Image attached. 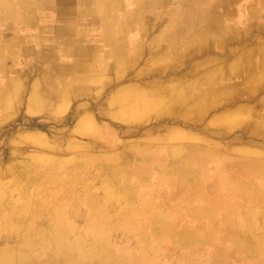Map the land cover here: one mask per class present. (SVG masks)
I'll use <instances>...</instances> for the list:
<instances>
[{
    "label": "rangeland",
    "instance_id": "obj_1",
    "mask_svg": "<svg viewBox=\"0 0 264 264\" xmlns=\"http://www.w3.org/2000/svg\"><path fill=\"white\" fill-rule=\"evenodd\" d=\"M145 4L150 20L170 17L157 31H179L169 38L185 68L161 76L163 63L152 60L160 49L147 52L126 72L136 81L95 102L92 134L72 127L74 115L44 130L19 126L14 118L1 125L0 247L7 239L14 246L20 236L13 222L1 220L12 204L24 210L30 237L56 228L69 246L64 254L81 264H264V50L258 47L264 46V0H133L130 7ZM196 46L204 53L188 65ZM201 60L213 62L201 71L235 73L218 78L228 77L219 85L227 90L204 93L197 106L204 86L194 67ZM252 67L261 77L244 83ZM177 77L184 80L181 89L186 85L184 96L193 98L188 112H178L169 95ZM63 118L43 117L41 124ZM247 184L258 187L253 192ZM239 207L255 219L258 239H249L258 240L257 252H247L238 236L245 226ZM32 246L40 256L43 247ZM48 250L43 258L52 262L56 248Z\"/></svg>",
    "mask_w": 264,
    "mask_h": 264
},
{
    "label": "crops",
    "instance_id": "obj_2",
    "mask_svg": "<svg viewBox=\"0 0 264 264\" xmlns=\"http://www.w3.org/2000/svg\"><path fill=\"white\" fill-rule=\"evenodd\" d=\"M132 3L0 0V126L14 118L19 126L44 130L54 124L42 126L43 116L65 117L55 121L59 126L76 113L72 127L94 133L95 102L117 85L136 81L126 76L134 66L118 64L117 52L124 51L126 60L140 54L143 62L147 52L168 50L166 37L179 35L175 29L172 34L157 31L170 17L150 20L148 4L139 10L130 7Z\"/></svg>",
    "mask_w": 264,
    "mask_h": 264
},
{
    "label": "bare ground",
    "instance_id": "obj_3",
    "mask_svg": "<svg viewBox=\"0 0 264 264\" xmlns=\"http://www.w3.org/2000/svg\"><path fill=\"white\" fill-rule=\"evenodd\" d=\"M125 2V1H123ZM165 4V3H164ZM144 9V8H143ZM144 12V11H143ZM121 17V16H120ZM115 20V18H114ZM238 23V22H237ZM158 23H156L157 25ZM122 31V29H121ZM119 37H121V34L119 35ZM196 36L194 35L193 38H195ZM167 40V43H171L172 39L174 38H165ZM164 39V40H165ZM192 40V38L190 39V41ZM193 44H196V42L194 43V39L192 40ZM45 44V43H44ZM52 44V43H51ZM120 43L119 42H116V45H119ZM77 46V45H76ZM173 41H172V44H171V47L167 50V51H164L162 49H160L159 52L155 53L153 56H152V60H153V63H163V66H162V69L160 71V75L161 76H164V77H169L171 74H174V75H178L177 73L175 72H179L180 70H182L183 66L185 68V63H182V60L180 59L181 56L179 55L180 52L177 51V48L176 47H173ZM44 47V46H43ZM42 47V48H43ZM259 49L261 51H263L264 49V46H258ZM50 48V47H49ZM124 51L122 50H119L117 52V54L115 55V58L117 59V62L118 64L120 63H127L129 65L132 66H135L139 63L142 62V56L140 54H133L132 55V58L130 60H126L125 58V55L123 54ZM204 53V50L201 49V47H198L196 46V49H194V51L192 52L191 56H189L186 60V64L188 63V65L193 61L195 60L196 58H198L197 55H200ZM35 54V53H34ZM13 55V54H12ZM23 55V53H22ZM15 56V55H13ZM173 58V59H172ZM21 59V58H20ZM176 60V61H175ZM23 61V60H22ZM185 61V60H184ZM171 62H175L173 65L171 64ZM21 63V62H20ZM19 63V64H20ZM212 64L213 62H211V60H201V61H198L196 63V66L194 67V72H198L200 73L197 77V83H199L200 86H204L203 87V90H200L197 95H196V104L198 106V101L200 100H203L202 98V95L204 93H208L210 96L214 97L217 93H221L222 91H225L227 90L229 87L226 86V88L224 87L223 89H221V86H219L221 83H228L226 81V78L228 77H225V78H220L218 79L220 76H229V75H234L235 71H233V69L231 70L232 72H226L225 75H222V70L221 68L217 67V68H212L213 70H210V71H207V70H204V71H201L202 68H206L207 66L210 67L209 64ZM260 66H263L264 64V57L262 58V60L260 59ZM183 65V66H182ZM213 65V64H212ZM253 66V65H252ZM1 67V65H0ZM188 67V66H187ZM85 68V67H84ZM78 70V69H77ZM201 71V72H199ZM237 73V72H236ZM256 77H258V80H256ZM261 76L259 75H256L255 72L253 71V67L246 71V74L243 75L242 79L244 81V83H256L259 81V78ZM122 78V76H119L117 78V80H120ZM175 80L177 81H174L173 84H172V87L170 88V97H171V101L173 103V106L177 108V111L178 112H188L191 110L190 108V104L189 102H192L191 100H193V98H189V97H186L184 96L185 94V89H186V85L185 87H183V89H181V87H179L182 83L181 82H184V80L180 79L179 77L177 78H174ZM129 80V79H128ZM138 80V79H137ZM187 80V79H186ZM230 81V80H229ZM125 82V81H124ZM231 82V81H230ZM123 83V82H122ZM189 85V84H188ZM214 85H216L218 87L215 88ZM209 86V87H208ZM42 88V87H41ZM40 88V89H41ZM183 90V91H182ZM109 93V92H108ZM8 94V93H7ZM6 94V95H7ZM207 94L208 98H209V95ZM1 96V95H0ZM7 97V96H6ZM12 99V98H11ZM106 99V98H105ZM85 100V99H84ZM100 100V99H99ZM9 101V100H8ZM262 101V100H261ZM10 102V101H9ZM81 102V101H80ZM209 103L211 101H208ZM264 102V100H263ZM12 103V102H11ZM89 103V102H88ZM86 103V104H88ZM262 103V102H261ZM92 104V103H91ZM97 104V103H96ZM10 105V104H9ZM13 106V105H12ZM107 106V105H106ZM127 107V104L125 105ZM200 107V106H199ZM11 108V107H10ZM9 109V108H8ZM78 109V108H77ZM98 109V108H97ZM102 109V108H101ZM104 109V108H103ZM11 110V109H10ZM78 111V110H77ZM98 111V110H97ZM107 111V110H106ZM101 113V112H100ZM107 113V112H106ZM48 114V113H47ZM76 114V113H75ZM74 114V116H75ZM105 114V113H104ZM102 115V114H101ZM100 115V116H101ZM77 116V114H76ZM75 116V117H76ZM105 116V115H104ZM180 116V115H179ZM44 117V116H43ZM183 117V116H181ZM99 119V118H98ZM43 120V119H42ZM41 120V122H42ZM101 120V119H100ZM188 120V119H187ZM111 121V120H110ZM114 121V120H113ZM171 121V120H170ZM44 122V121H43ZM46 122V121H45ZM57 122V121H56ZM159 122V121H158ZM61 123V122H60ZM59 123V124H60ZM117 123V122H116ZM177 123V122H176ZM256 124V127L258 126L257 122L255 123ZM56 124H54L55 126ZM152 125V124H151ZM190 125V124H189ZM43 126V124H42ZM45 126V125H44ZM53 126V127H54ZM144 126V125H143ZM12 127V126H11ZM52 127V125H51ZM58 127V126H57ZM146 127V126H145ZM124 128V127H123ZM200 128V127H199ZM220 129V128H219ZM49 130V129H48ZM51 130V129H50ZM61 130V129H60ZM59 130V131H60ZM115 130V129H114ZM143 130V129H142ZM116 131V130H115ZM206 130H204L205 132ZM52 133V132H51ZM50 133V134H51ZM1 134V133H0ZM59 134V132H58ZM61 134V133H60ZM11 136V135H10ZM144 142V141H143ZM145 143V142H144ZM229 144V143H228ZM132 145V144H131ZM154 145V144H153ZM152 145V146H153ZM227 145V144H226ZM2 146V145H1ZM8 146V145H7ZM143 146V145H142ZM229 146V145H227ZM6 148V146H5ZM45 148V147H44ZM146 148V147H145ZM148 148V147H147ZM146 148V149H147ZM4 149V148H3ZM47 149V148H46ZM138 149V147H137ZM151 149V148H150ZM149 150V149H148ZM156 150V149H154ZM140 151V150H139ZM150 151V150H149ZM152 151V149H151ZM150 151V152H151ZM157 151V150H156ZM8 152V151H7ZM44 152V151H43ZM159 152V151H158ZM55 154V153H54ZM160 155V154H159ZM182 155V154H181ZM180 155V156H181ZM9 157V156H7ZM11 157H9L10 159ZM202 158V157H201ZM2 160V159H1ZM19 160V159H18ZM162 160V159H161ZM39 161V160H38ZM163 161V160H162ZM35 162V161H34ZM41 162V161H40ZM43 163V162H42ZM22 164V163H21ZM45 164V163H44ZM46 164H49V163H46ZM29 165V164H28ZM81 171V170H80ZM46 172V171H45ZM57 172V171H56ZM81 173V172H80ZM85 173V172H84ZM125 173V172H124ZM246 182H241V181H238L236 183L237 186H243L245 185ZM249 184V183H248ZM246 185L248 190H249V186L250 185ZM92 187V186H91ZM90 187V188H91ZM181 187V186H180ZM240 187V188H241ZM253 190V192H255V188L258 187V186H255V184L251 185L250 186ZM101 191V190H100ZM251 192V193H253ZM166 194V193H165ZM254 194H252V200H254ZM104 195V194H103ZM37 200V199H35ZM166 200V199H165ZM120 205V204H119ZM4 206V201L2 199V195H0V208H2ZM41 206V205H40ZM131 208V207H130ZM32 209V207H31ZM117 209V208H116ZM133 209V208H132ZM131 209V210H132ZM247 209H243V208H238L237 209V214L238 216H240V220L245 224V226H243V230L240 232V234H238V236L240 235L243 240V244L245 246V250L249 253H253V252H257V249H258V246L256 244H259L257 241L258 240H252V239H249V235L252 234L253 236H256V229L253 225L254 222H252L253 218H251L249 216V212L246 211ZM122 212V211H121ZM126 212H128L126 210ZM23 214H24V210H20V209H17L15 206H13L12 204L9 205V208H8V214H4L3 217H1V220H5L6 222H13L14 223V228H17L19 231H20V236H17V238H15V242L16 244L14 246L12 245H8L10 242V240L7 239L8 242L6 241H3V243L7 244V246H3V247H0V264H81L80 263V258L78 257H75L73 255V258L70 257V256H67L65 255L64 253L68 251V248L69 246L67 245V243L64 241V236H62L61 234L62 233H59V231L55 228V232L52 233V234H45L42 230L38 231L37 234L33 237H30V226L28 225H23L22 222H23ZM189 218V217H188ZM191 218V217H190ZM184 221V220H183ZM191 222V221H190ZM193 222V221H192ZM192 224V223H191ZM195 224V222L193 223ZM222 224V223H221ZM225 224V223H223ZM222 224V225H223ZM193 226V225H192ZM264 227V225H263ZM24 232V233H23ZM230 236V235H228ZM237 236V237H238ZM257 239H258V235L256 236ZM254 237V238H256ZM260 238V237H259ZM236 239V238H235ZM234 239V240H235ZM13 241V240H12ZM263 245H264V237L263 238H260L259 240ZM33 242L35 243H38L39 246L43 247L42 250L43 251H40L42 252L40 256H37L38 253H36V249L32 252H30V248H34L32 246ZM238 244H240L238 242ZM221 245V244H220ZM242 245V244H241ZM240 245V246H241ZM56 248V253H52L54 255V258L52 257V262L49 261L48 259L46 258H43L47 252H49L48 249L51 250V248ZM262 251L264 253V247L262 248ZM46 259V260H45ZM45 260V261H44Z\"/></svg>",
    "mask_w": 264,
    "mask_h": 264
}]
</instances>
